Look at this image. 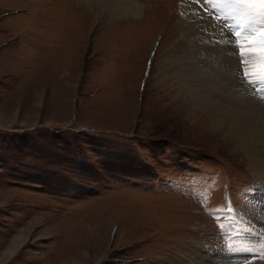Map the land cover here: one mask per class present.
Instances as JSON below:
<instances>
[{
	"label": "rangeland",
	"instance_id": "obj_1",
	"mask_svg": "<svg viewBox=\"0 0 264 264\" xmlns=\"http://www.w3.org/2000/svg\"><path fill=\"white\" fill-rule=\"evenodd\" d=\"M139 1L111 19L77 0H0V264L252 259L227 245L257 240L236 221L264 186L171 68L189 55L182 3L220 14Z\"/></svg>",
	"mask_w": 264,
	"mask_h": 264
},
{
	"label": "bare ground",
	"instance_id": "obj_2",
	"mask_svg": "<svg viewBox=\"0 0 264 264\" xmlns=\"http://www.w3.org/2000/svg\"><path fill=\"white\" fill-rule=\"evenodd\" d=\"M77 3L94 6L97 11L110 15L111 19L143 13L139 0H77ZM180 11L182 14L177 26L182 36L188 38L190 47L187 57H176L171 65L173 79L179 81L183 85V92L195 100L196 108L214 115L213 126L229 121L228 134L242 149L252 173L264 186V105L260 103L263 101L251 94L252 88L232 72L239 69V62L238 58L228 54L234 50L233 46L224 43V39H230L226 30L222 34L223 24L227 21H215L212 14L206 15L190 3H182ZM242 211V219L236 223L239 222L238 225L254 237L263 236L264 200L263 205L244 207ZM255 221L262 226L256 225ZM18 238L10 242V250L16 247ZM235 256L238 255L227 256L215 249L214 255L208 259L200 254L185 255L181 264H221L232 261Z\"/></svg>",
	"mask_w": 264,
	"mask_h": 264
},
{
	"label": "snow or ice",
	"instance_id": "obj_3",
	"mask_svg": "<svg viewBox=\"0 0 264 264\" xmlns=\"http://www.w3.org/2000/svg\"><path fill=\"white\" fill-rule=\"evenodd\" d=\"M208 2L218 10L220 14L217 16L218 20L235 19V23L231 25L224 23L222 27V34L226 30L230 36V39H224V43L232 45L234 49L228 54L238 58L239 62V69H233L232 72L253 89L252 95L264 101V0H208ZM197 198L207 200L206 196L199 194ZM217 220L223 235L225 225L219 222V218ZM227 248L229 251L242 250L251 253L252 259L248 264L264 262V237H258L255 242L245 241L239 244L232 242Z\"/></svg>",
	"mask_w": 264,
	"mask_h": 264
}]
</instances>
